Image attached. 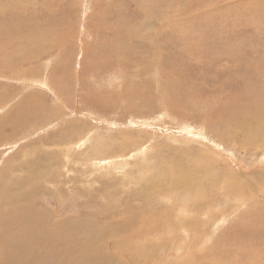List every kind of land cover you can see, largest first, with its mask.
Here are the masks:
<instances>
[{
    "label": "rangeland",
    "instance_id": "rangeland-1",
    "mask_svg": "<svg viewBox=\"0 0 264 264\" xmlns=\"http://www.w3.org/2000/svg\"><path fill=\"white\" fill-rule=\"evenodd\" d=\"M22 262L264 264V0H0Z\"/></svg>",
    "mask_w": 264,
    "mask_h": 264
},
{
    "label": "bare ground",
    "instance_id": "bare-ground-1",
    "mask_svg": "<svg viewBox=\"0 0 264 264\" xmlns=\"http://www.w3.org/2000/svg\"><path fill=\"white\" fill-rule=\"evenodd\" d=\"M85 139V138H84ZM88 139V138H87ZM86 140V139H85ZM87 141V140H86ZM79 143H82V142H79ZM84 144V143H83ZM79 145V144H78ZM82 145V144H81ZM93 147V146H92ZM96 148V147H95ZM98 148V147H97ZM145 151H147V150H145ZM149 151V150H148ZM93 152V151H92ZM136 152V151H135ZM130 153V152H129ZM146 155V154H145ZM121 157V156H120ZM123 157V156H122ZM110 166V165H109ZM181 175V174H180ZM181 177V176H180ZM186 177H188V176H186ZM185 179V178H184ZM23 242H25V241H23ZM26 244V243H25ZM28 244V243H27ZM28 260V259H27ZM31 261H35V260H31ZM20 262V261H19ZM25 262V261H24ZM33 263H35V262H33ZM22 264H24L23 262H22ZM26 264V263H25Z\"/></svg>",
    "mask_w": 264,
    "mask_h": 264
}]
</instances>
